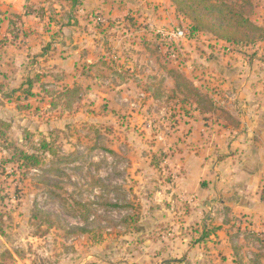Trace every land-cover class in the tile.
<instances>
[{
  "label": "rangeland",
  "instance_id": "374dc122",
  "mask_svg": "<svg viewBox=\"0 0 264 264\" xmlns=\"http://www.w3.org/2000/svg\"><path fill=\"white\" fill-rule=\"evenodd\" d=\"M210 1L264 29V0ZM194 26L171 0H0V264H264V42Z\"/></svg>",
  "mask_w": 264,
  "mask_h": 264
},
{
  "label": "trees",
  "instance_id": "16d2710c",
  "mask_svg": "<svg viewBox=\"0 0 264 264\" xmlns=\"http://www.w3.org/2000/svg\"><path fill=\"white\" fill-rule=\"evenodd\" d=\"M171 1L181 14L193 19L195 22L193 31L195 33L207 30L216 37L237 45L264 42V29L255 25L234 6L225 2L213 3L210 0ZM77 91L79 90H75L73 94H77ZM41 149L55 155L47 141H42ZM15 160L27 167L41 164L40 157L22 150H17L9 162Z\"/></svg>",
  "mask_w": 264,
  "mask_h": 264
},
{
  "label": "crops",
  "instance_id": "0c3cea01",
  "mask_svg": "<svg viewBox=\"0 0 264 264\" xmlns=\"http://www.w3.org/2000/svg\"><path fill=\"white\" fill-rule=\"evenodd\" d=\"M225 154H227V153H225ZM214 157H215V154H214ZM219 157H222V155L219 154ZM219 157L217 158V160H213L214 158H212L211 160H208L207 156H206V158H201V159L196 158L199 161L198 168L195 169L196 175L203 174V175H206L207 178H208V175L214 176V178H212V179L208 178L212 182L211 181L209 182V180H208L207 182H209V183H208L207 187L201 188L200 193H199L200 196H210V198H212V200L210 199V202L208 203V205L212 204L214 206H217V205L221 206L222 205V203L220 202L219 196L225 187L222 184V182H220V180H219V179H222L221 176L223 174L222 173V171H223L222 162H221V159H219ZM230 158L231 157H229L228 159L226 158V160L229 161ZM263 173H264V171H263ZM263 173L258 172L256 174V177H258V179L260 178L263 180V178H262V176H264ZM228 176L231 177L232 174L230 173V174H228ZM252 203H253L254 207L263 206V201H262L261 196L259 197L258 200L254 201ZM208 205L206 204V206H208ZM239 205L243 206V204H239ZM250 205H251V203L249 201H247V204L244 205L247 208H244L246 211H244L243 214H246V212H249V211H251V212L256 211L255 210L256 208L250 210V208H248V207H250ZM239 208H241V207H239ZM231 209L233 210L234 213L237 212L236 209H233V208H231ZM218 221L220 223L218 224L219 229L216 233L219 234L218 236H221V239H224L225 237L223 236L222 230L220 229L222 226L221 219H218ZM210 235H211V237L215 236L213 233H210Z\"/></svg>",
  "mask_w": 264,
  "mask_h": 264
},
{
  "label": "built area",
  "instance_id": "2783aa9c",
  "mask_svg": "<svg viewBox=\"0 0 264 264\" xmlns=\"http://www.w3.org/2000/svg\"><path fill=\"white\" fill-rule=\"evenodd\" d=\"M172 36L174 38H184L186 36V31L184 29H178Z\"/></svg>",
  "mask_w": 264,
  "mask_h": 264
}]
</instances>
